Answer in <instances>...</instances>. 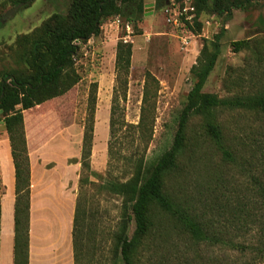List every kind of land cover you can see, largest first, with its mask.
Returning a JSON list of instances; mask_svg holds the SVG:
<instances>
[{"label": "rangeland", "instance_id": "374dc122", "mask_svg": "<svg viewBox=\"0 0 264 264\" xmlns=\"http://www.w3.org/2000/svg\"><path fill=\"white\" fill-rule=\"evenodd\" d=\"M15 1L0 0V77L3 73L13 75L23 71L13 47L14 40L42 26L53 14H65L70 3V0H32L25 7L18 5L3 20L4 15L17 6ZM154 1L143 0L144 12L135 27L125 24L118 16L105 19L99 34L79 45L74 60L79 82L65 95L25 113L31 121L30 130L36 132L33 137H38L42 145L51 139L45 150L46 156L61 161L67 152L65 137L71 138V152H77V138L80 136L82 140L88 97L96 85L95 132L93 127L96 148L90 155V171L80 167V178L85 177L87 182L79 184L77 193L92 229L87 239L89 256L81 264H121L119 255L113 250V237L122 225V199L105 191L103 183L105 179L125 181L128 178L127 161L120 159L115 169L107 172L109 134L104 154L102 150L108 132L115 47L119 40L131 44V59L127 91L125 99L118 103V117L126 124L136 125L145 97V114L153 120L152 133L146 143L131 128L123 127L118 132L117 147L121 154L130 156L140 152L144 154L145 162H151L170 148L177 118L193 83L190 68L195 64L202 44L219 33L221 52L203 92L220 99L264 94V0H243L246 1L243 8L231 9L229 14L221 15L212 10L211 0H207V7L199 15L200 30L193 32L186 46L179 42L173 27L165 22L163 8H154ZM242 40L247 41L246 46L234 52L232 43ZM213 119L221 125L228 144L237 149V161L252 160L250 154L262 140L259 122L253 115L218 110ZM213 119L206 118L205 122L211 123ZM203 121L199 117L193 118L188 125V134L198 135ZM5 134L0 114V141ZM197 149L194 167L180 169L170 179L168 187L176 197L189 201L195 212L209 217V204L216 202L217 195L222 201L223 193L232 196L240 191L243 193L249 179L243 168L223 162L220 152L209 140L201 138ZM152 220L154 228L134 255L135 264H264V258L255 257L253 253L242 257L227 247L207 248L195 244L175 222L156 210ZM220 225L224 226V219L220 220ZM134 228L131 218L127 223L128 237ZM255 233L253 230L241 237L232 232L229 236L234 243L253 244Z\"/></svg>", "mask_w": 264, "mask_h": 264}, {"label": "trees", "instance_id": "16d2710c", "mask_svg": "<svg viewBox=\"0 0 264 264\" xmlns=\"http://www.w3.org/2000/svg\"><path fill=\"white\" fill-rule=\"evenodd\" d=\"M206 1H192L195 16L192 25L183 22L182 30L185 33L193 34L200 30L199 15L207 7ZM31 2L16 0L14 4L25 7ZM245 2L211 0V8L218 15L229 14L231 9L243 8ZM165 3L166 0H155L154 8H163ZM143 12V0H70L65 14H53L42 26L14 40L13 47L23 71L14 72L13 75L3 73L0 77V114L14 169L13 264H28L29 162L25 128L30 130L28 125L31 121L26 117V111L65 95L79 82L80 76L74 66L79 45L96 37L105 19L118 16L125 24L135 27L141 21ZM220 34L202 44L196 62L189 71L193 83L177 118L171 146L151 162H145L144 154L140 152L130 156L121 154L117 147L118 132L123 127L136 131L146 143L152 133L153 120L145 114V97L136 125L126 124L118 117V103L125 99L127 91L131 44L121 40L116 43L115 78L108 120L107 172L115 169L120 159L126 160L128 178L125 181L105 179L103 187L108 193L122 199V225L113 237V250L119 255L121 264H135L134 255L154 228V210L175 222L195 244H203L207 248L219 245L237 251L242 257L253 253L255 257L264 258V94L220 99L203 92L221 52ZM246 42H233V51H240ZM95 89L96 85L88 97L79 160L80 167L87 172L90 171ZM218 110L249 113L259 122L262 140L256 143L251 152L252 160L237 161V149L228 144L221 125L213 119ZM195 117L204 121L200 124L198 135H189L188 125ZM209 117L214 121L206 123L205 119ZM201 138L209 140L220 152L223 162L234 168H243L249 179L243 193L240 191L233 196L223 193L222 201L217 195L216 202L209 204L212 214L209 217L195 212L189 201L176 197L168 187L170 179L180 169L194 167ZM83 182H87L86 178H79V184ZM131 218L135 228L128 237L127 223ZM221 219H224V226L220 225ZM253 230L256 231L253 244L234 243L229 236L234 232V235L244 237ZM90 234L92 229L86 208L77 196L72 226L74 264L87 260V239Z\"/></svg>", "mask_w": 264, "mask_h": 264}, {"label": "crops", "instance_id": "0c3cea01", "mask_svg": "<svg viewBox=\"0 0 264 264\" xmlns=\"http://www.w3.org/2000/svg\"><path fill=\"white\" fill-rule=\"evenodd\" d=\"M34 134L25 128L29 162L28 264H74L72 226L80 178V136L76 153L70 150L71 138L65 137L66 155L54 161L45 153L51 139L42 145ZM107 136L108 132L102 143L103 154ZM95 138L94 133L92 155ZM0 185V264H13L14 169L6 134L0 141Z\"/></svg>", "mask_w": 264, "mask_h": 264}, {"label": "built area", "instance_id": "2783aa9c", "mask_svg": "<svg viewBox=\"0 0 264 264\" xmlns=\"http://www.w3.org/2000/svg\"><path fill=\"white\" fill-rule=\"evenodd\" d=\"M193 0H166L163 7L165 22L177 32L179 42L186 46L193 34H187L182 30L183 22L192 25L195 16ZM118 22V18L115 19ZM205 24H208L207 22ZM128 29V27L126 26ZM124 42H126L124 40Z\"/></svg>", "mask_w": 264, "mask_h": 264}, {"label": "water", "instance_id": "95a60500", "mask_svg": "<svg viewBox=\"0 0 264 264\" xmlns=\"http://www.w3.org/2000/svg\"><path fill=\"white\" fill-rule=\"evenodd\" d=\"M19 6H15L14 8H12V10L8 11L4 17L3 20L6 19L11 13H13Z\"/></svg>", "mask_w": 264, "mask_h": 264}]
</instances>
